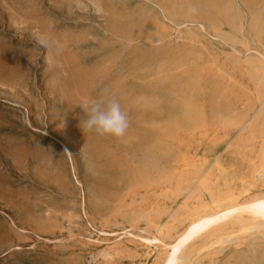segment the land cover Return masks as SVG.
<instances>
[{"label": "rangeland", "instance_id": "obj_1", "mask_svg": "<svg viewBox=\"0 0 264 264\" xmlns=\"http://www.w3.org/2000/svg\"><path fill=\"white\" fill-rule=\"evenodd\" d=\"M259 197L264 0H0V264H264Z\"/></svg>", "mask_w": 264, "mask_h": 264}, {"label": "clouds", "instance_id": "obj_2", "mask_svg": "<svg viewBox=\"0 0 264 264\" xmlns=\"http://www.w3.org/2000/svg\"><path fill=\"white\" fill-rule=\"evenodd\" d=\"M87 119L79 124L84 130L101 136L121 138L129 128V118L119 101L114 98H101L83 105ZM183 249L173 247L168 254L166 264H185Z\"/></svg>", "mask_w": 264, "mask_h": 264}, {"label": "bare ground", "instance_id": "obj_3", "mask_svg": "<svg viewBox=\"0 0 264 264\" xmlns=\"http://www.w3.org/2000/svg\"><path fill=\"white\" fill-rule=\"evenodd\" d=\"M252 202H253L252 204L250 202L251 206H249L250 207L249 213H252L254 216H257V217L260 216L264 218V197H259ZM226 212L227 210H223V212H216L211 215H207L204 217L199 216L195 218L185 229L183 235H181L173 244H169L170 249L168 250V254H169V251L173 247L182 249L186 242L196 238L200 233H202L210 225H213L219 222L221 219L225 218L227 215ZM168 254L165 260L163 261V264H166Z\"/></svg>", "mask_w": 264, "mask_h": 264}, {"label": "crops", "instance_id": "obj_4", "mask_svg": "<svg viewBox=\"0 0 264 264\" xmlns=\"http://www.w3.org/2000/svg\"><path fill=\"white\" fill-rule=\"evenodd\" d=\"M143 31H144V33H147L148 30H147L146 27H144V28H143Z\"/></svg>", "mask_w": 264, "mask_h": 264}]
</instances>
